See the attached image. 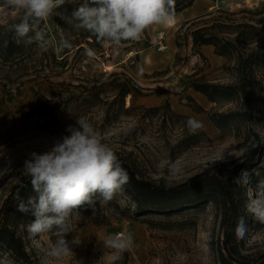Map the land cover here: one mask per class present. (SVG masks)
<instances>
[{"label": "rangeland", "instance_id": "374dc122", "mask_svg": "<svg viewBox=\"0 0 264 264\" xmlns=\"http://www.w3.org/2000/svg\"><path fill=\"white\" fill-rule=\"evenodd\" d=\"M208 14L210 16H206ZM23 16V9L12 8L5 0H0V26H10L13 20ZM214 18L227 24L233 20L236 24L260 28L264 25V0H195L190 8L176 14V22L171 27L150 25L139 40L118 47L106 46L102 53L95 51L91 58L85 54L88 49L85 44L84 50L65 65L41 63L38 46H32L31 54L20 66L4 65L0 61V96L11 98L9 105L13 113L7 124L0 126V210L12 188L28 177L23 166L30 153L50 149L57 139L69 134L66 131L69 125L78 127V117H85L92 124L103 143L116 152L130 155L143 177L156 182L179 184L206 167L230 169L241 163L249 149L256 146L253 135L238 137L220 131L210 119L211 114L235 110L237 105L213 104L191 88L192 81L198 78L224 85L236 82L231 70L233 61L224 58L223 64L216 67L208 57L211 52L193 43L192 32ZM62 21L63 16L53 12L35 26L34 32L41 31L49 44L57 49L59 38L67 34ZM161 33L162 40L159 38ZM259 33L253 42L243 44L245 52L264 45V32ZM220 37L235 39V35L221 34ZM160 45L165 46V50L160 51ZM57 53L62 55L61 51ZM94 73L126 75L147 91V96L136 98V107L170 104L172 111L183 118H172L164 123V112L152 117L144 115L138 108L118 116L111 110L107 118L106 110L112 97L104 98L91 110L80 111L75 98L69 101L66 98H70V94H80L81 89L75 86L83 77ZM254 74L262 83V93L258 99L261 112L250 125L251 134H259L264 142V73ZM39 99L44 104L39 113L26 116L30 106L38 104ZM131 105V97H127L125 108ZM112 107L116 108V105ZM44 118L49 120V130H38L36 123ZM189 120L199 126L189 125ZM199 133L203 135L196 147L177 148L180 140ZM252 174L255 173L248 171L246 177L250 202L255 199ZM134 207L122 191L111 201L97 199L94 208L81 206L79 214L72 218V231L66 237L77 243L71 245L69 255L60 258L49 255L55 236L51 233L33 235L28 231V225L35 219L31 211L25 213L27 218L21 219L23 225L18 234L23 237L33 264L216 263L212 243L221 237V231L213 205L174 217L173 220L186 223V229L181 231L164 229L168 222L164 216L134 219ZM144 220L152 221L146 224ZM170 220L172 222V218ZM258 223L263 227L246 236V249L252 253L264 250V222L259 220ZM117 233L131 234L133 246L124 252L106 247L105 241ZM0 264L21 263L0 251Z\"/></svg>", "mask_w": 264, "mask_h": 264}, {"label": "trees", "instance_id": "16d2710c", "mask_svg": "<svg viewBox=\"0 0 264 264\" xmlns=\"http://www.w3.org/2000/svg\"><path fill=\"white\" fill-rule=\"evenodd\" d=\"M194 1L175 0L176 14L190 8ZM75 7L77 4L67 2L53 11L63 16L62 24L67 31L64 38L70 39L73 47L70 50L64 49L61 51L62 55L58 56L56 48L49 44L48 51L39 52L42 56L41 63L46 61L48 64L65 65L70 58L84 50L83 45L85 44L98 53H102L105 49L106 46L98 43L91 33L74 30L71 14ZM206 16H210V14ZM21 19L13 20L10 26H0V61L4 65L20 66L21 61L27 59L31 54L32 46H37L35 42L27 43L16 36L14 25L20 23ZM209 20L204 23L203 27L192 32L193 43L195 46H213L215 54L233 61L235 64L231 70L235 75L236 82L224 85L209 83L198 78L192 81L191 88L204 95L213 104L235 103L237 105L235 110L213 113L210 119L220 131L231 132L238 137L253 135L252 138L256 141V146L249 149L241 163L230 169L209 166L187 181L174 185L166 184L164 181L156 182L146 179L141 175L136 161L130 159V155L114 151L121 166L127 170L130 176V182L124 186L122 192L135 205L132 211L134 219L164 216L168 219L164 229L170 230L186 229V223L177 222L173 220L174 217L199 210L208 204L213 205L220 219L221 231V237L212 243V250L217 257L215 264H264V250L252 253L246 249L247 234L263 227L249 211L250 196L246 177L248 171L255 173L252 174V189L254 190L253 197L257 198L258 192L264 190V187H258L259 182L264 181V142L259 134H251L250 125L255 123L261 112L258 99L262 93V83L254 73H264V45L251 52L243 50V44L253 42L260 34L259 32H264V25L259 28L250 24H236L233 20L230 24L215 18ZM10 27L13 30L10 31ZM221 34L235 35V39L221 38ZM29 35H34V31ZM61 39L59 38V42ZM132 42L131 40L123 41L121 45H128ZM80 81L81 83L75 86V88L81 89L80 94H70V98H66V101L72 97L75 98L80 111L91 110L101 104L104 98L112 97L113 100L106 110L107 118L111 110L118 116L130 113L136 108L141 109L144 115L152 117L164 112V123L172 118H183L172 111L170 104L153 108L136 107L134 105L136 98L147 96V91L126 75L94 73L91 76L83 77ZM127 97H131L132 102L129 108H125ZM11 101V98H7V96H0V126L7 124L8 117L13 116L9 105ZM114 105L116 108L112 107ZM41 106L44 104L39 99L38 104L30 106L26 116L36 115ZM41 115L46 114L42 113ZM48 124L49 120L44 118L39 120L35 127L38 130L46 131L49 130ZM202 135L203 133L194 134L180 140L177 148L185 150L196 147L200 143ZM35 195L31 178L24 177L9 192L0 210V251L12 255L21 264H33V262L23 237L18 234L19 228L23 225L21 219L27 218L25 212L18 210V206L21 201L26 203L29 197ZM171 218L172 222H170ZM241 218L245 230L238 236L236 229ZM151 221L144 220V223L150 224Z\"/></svg>", "mask_w": 264, "mask_h": 264}, {"label": "clouds", "instance_id": "9594fccd", "mask_svg": "<svg viewBox=\"0 0 264 264\" xmlns=\"http://www.w3.org/2000/svg\"><path fill=\"white\" fill-rule=\"evenodd\" d=\"M67 2L77 4L71 14L74 30L91 33L102 46L118 47L123 41H137L150 25L176 22L175 0H5L8 6L24 10L21 22L14 25L16 36L27 43H37L41 52L48 51L49 42L41 31L29 33ZM72 47L70 39L62 38L56 51ZM85 54L91 58L95 51L88 48ZM188 123L199 126L192 120ZM77 125H69V134L57 139L47 151L31 152L23 166L36 195L26 203L21 201L18 210L31 211L35 217L28 225L31 234L55 236L49 255L56 258L69 255L71 245L77 243L66 237L80 207L94 208L97 199L111 201L130 182L114 150L101 141L92 124L85 117H78ZM258 187H264V181ZM248 208L264 222V190ZM244 230L241 218L236 229L238 236ZM105 246L124 252L133 246V237L117 233L105 241Z\"/></svg>", "mask_w": 264, "mask_h": 264}, {"label": "crops", "instance_id": "0c3cea01", "mask_svg": "<svg viewBox=\"0 0 264 264\" xmlns=\"http://www.w3.org/2000/svg\"><path fill=\"white\" fill-rule=\"evenodd\" d=\"M165 25L167 27L172 26L171 24H165ZM203 47L207 48L208 52H211L210 55L208 56L210 61H214L216 63V67H220L224 62V58L214 53V47L212 46H203Z\"/></svg>", "mask_w": 264, "mask_h": 264}, {"label": "built area", "instance_id": "2783aa9c", "mask_svg": "<svg viewBox=\"0 0 264 264\" xmlns=\"http://www.w3.org/2000/svg\"><path fill=\"white\" fill-rule=\"evenodd\" d=\"M159 38H160L161 40L163 39V33L159 34ZM160 44H162V42H161ZM159 50H160V51L165 50V46L160 45Z\"/></svg>", "mask_w": 264, "mask_h": 264}]
</instances>
